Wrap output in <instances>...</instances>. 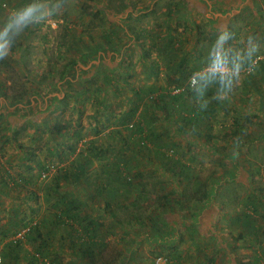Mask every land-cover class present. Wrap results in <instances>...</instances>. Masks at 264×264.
Segmentation results:
<instances>
[{"label": "rangeland", "instance_id": "374dc122", "mask_svg": "<svg viewBox=\"0 0 264 264\" xmlns=\"http://www.w3.org/2000/svg\"><path fill=\"white\" fill-rule=\"evenodd\" d=\"M20 1L0 0V3H5L0 9V22L10 9L21 6L18 4ZM111 1L119 0H62L59 12H54L46 22L26 28L12 45L13 51L9 53L8 58L16 68L11 78L15 83L26 85L28 93L24 100L25 104L30 101L33 94L43 91L42 95L39 94L42 108L45 95L56 89V85L63 86L58 84L60 73L66 71L69 62L78 58L79 53L86 56L85 61L80 63L84 66V72L76 68V71L70 75L77 76L76 82L66 84L59 90V94L64 91L69 93L68 96L66 95L63 100L58 97L51 99L50 102L54 104L49 111L43 110L39 113L38 104L33 109L25 111L26 116L38 112L36 122H34L35 117L32 118L33 120L22 121L12 116L10 120L6 117L0 119V173L4 172L11 176L9 181L11 186H7L6 189L9 190L10 187L17 190L13 196H18L16 199L18 210L24 211L23 214L28 218L34 220L39 218L42 210L40 208L38 211V204L43 202L40 193L50 185L59 169L62 170L64 162H73L76 157V154L69 153L66 142L73 144L77 137L81 136L76 143L78 148L76 152L81 149L89 153V148L100 147L102 149H96L98 151L96 154L104 157V160L117 156L131 160L129 186L132 200L125 210L117 211V216L124 219L127 225L124 224V229H117L115 238L110 239L109 243L106 241L105 250L94 264H155V259L159 256L169 257L172 264H264V234L254 237L251 231H247L244 239L240 240L245 247L236 251L232 249L235 252L231 249H223V240L220 239L221 241H218L221 246L215 243L208 247L212 249L211 254L206 252L203 255V250L198 249V241L203 238L201 237L203 232L195 234L193 237L198 236L194 240L190 239L191 242H185L186 235L192 236L196 228L172 224L176 217L186 219L191 218L192 216L189 215L192 213L197 215L202 205L201 201L204 199L202 198L204 192L208 188L212 193L220 177L217 174L221 171L223 176H226L223 183L230 184V190H236L235 194L238 198L235 204L238 206L242 204L241 211H246L252 217L251 221L264 223V216L261 213L264 208L260 212L257 209L258 206L264 207L262 203L264 201L262 197L264 193V72L257 70L247 73L246 69L254 55L251 59L245 57L241 63L239 76L233 79L232 89L227 92V99L216 98L221 94L218 82L209 84L205 89L204 98L199 104L207 101V104L216 107V111L212 112L209 121L197 126L199 133L196 135L191 131L184 134L177 132L173 129L176 126L169 122L167 115L165 116L150 98L143 96L140 100L133 96V91L155 86L158 93L165 95L175 85L180 84V81L184 82L183 79L193 74H197L200 79L213 72L210 67L215 57L222 52L225 55L230 44L227 41L221 50L216 45L218 34L211 28L208 29L202 18L201 21L195 22L192 15H189L191 20L189 23L180 19L185 18L186 13L193 12L191 10L196 9L195 7L188 9L186 6L187 12L182 13L175 27H172L167 23L169 16L166 15V7H168L166 0L162 2L129 0L128 9L120 14L113 12ZM96 12L98 14L94 15ZM193 16L199 18L198 14ZM89 20H92L93 24L103 23L95 29L98 33L113 30L116 35L121 36V46L124 44L133 46V51L128 52L131 58L129 61L136 60L131 69L123 68L122 65L117 64L120 61L114 59L109 58L105 65L102 62L103 57L84 54L93 47L86 36L88 31H94L89 25ZM53 22L55 24H52ZM230 23L226 25L229 27ZM121 25L138 29L139 39L137 41L131 39L129 31L125 29L120 33ZM195 26L199 27L195 29ZM174 28H177V31L172 33ZM231 33L237 35L232 29ZM244 36L243 32L241 38ZM244 38L245 45L249 46V35ZM140 42L147 47L162 44L168 47L177 44V53L164 54L169 58L174 56L171 63L162 68L152 66L150 76L153 77H148V70L140 61L139 51L135 49L140 46ZM97 43L109 44L103 39L97 40ZM202 43H205L209 49V66L203 70L204 68L196 69L187 65L184 70L185 78L174 79L179 80L178 83H173L172 79L168 80L166 77L173 72L175 62L179 57L185 56L186 52H192L193 62L198 59L199 52H202L200 58L204 55L205 51L200 47ZM246 46H241V50L234 47V56L237 52H246ZM261 55H264V52L256 56ZM94 58L96 61H92ZM150 61L153 63L155 59L150 56L148 62L151 63ZM191 69L194 71H190ZM104 74L107 79L103 77ZM183 74L181 72V76ZM35 78L47 82L50 88L44 89L45 86L38 85ZM148 80L155 83H146ZM185 98L188 101L189 97ZM55 122L65 124L68 128L61 133H52L51 126ZM137 123L145 124L149 130L153 129L152 133L156 134L158 144L161 146L165 144L166 148L163 147L160 151L151 148L150 144L151 149L147 153L146 150L137 147V134L133 127ZM224 130L225 133H222ZM233 131H236V134ZM210 132L213 138L206 136ZM58 150H61V154L66 150V154L56 155L55 152ZM31 151L34 152V156H29ZM90 154L93 155L91 152ZM94 164V167H99L96 165H100L101 161H95ZM47 168L52 170L47 178H42L41 173ZM142 185L144 189L141 191ZM251 193L260 194L262 202L258 204V198L246 199L245 195L250 196ZM187 198H192V201L186 203ZM134 203L139 204L141 209L134 206ZM1 204L8 206L5 200H2ZM184 204L194 207L185 211L186 206L182 208ZM101 212L106 214L104 210ZM107 214L115 219L109 212ZM218 214L224 218L222 211ZM136 215L140 217V221L147 220L151 215L152 219L148 220L151 226L157 224L160 225L159 228L152 230L142 229L143 226L137 228L132 222ZM165 218L166 226L160 223ZM219 222L223 223L225 220L211 222L215 226L213 230H217L213 234L224 237L227 243H231L230 234L226 231L227 235H225L220 231L224 228V224L218 227ZM184 228L185 232L182 231ZM174 235L177 239L173 238L171 241ZM26 245H24L26 250L24 258H28L27 252L35 251L31 245ZM53 246L54 248L49 247L52 251L56 250L55 242ZM195 246L198 247L196 251H194ZM51 253L54 255V252ZM55 260L57 264H89L88 260L73 259L70 254L57 255ZM0 264H26V259L22 263L21 261L14 263L1 258Z\"/></svg>", "mask_w": 264, "mask_h": 264}, {"label": "crops", "instance_id": "0c3cea01", "mask_svg": "<svg viewBox=\"0 0 264 264\" xmlns=\"http://www.w3.org/2000/svg\"><path fill=\"white\" fill-rule=\"evenodd\" d=\"M162 1L163 0H160V2ZM166 1H168L167 2L168 7H166V15L169 16V21H167V23L171 25L172 27H175V24L179 20V17L182 15V13L187 12V8L191 9L195 7L196 9L191 10L193 12H191L190 14L186 13L184 16L185 18L181 17L180 19L183 20L184 22L189 23L191 21L189 20V15H192V19L195 22L201 21V18H202L205 22V25L208 26V29L211 28L212 30L216 31L217 34H219V31H222L224 29H226L229 33H231V29H232L234 34L236 33L237 35L235 36L233 35V33H231V39L228 40V43L230 44L231 48L229 47L227 53L234 52L233 51L234 47L238 48V50H241V46L243 45L246 46L245 38H244L246 35H249V37H252L251 43L248 42L249 46H246V50L252 46H255L257 48V51L253 54L254 56L258 55L260 52L261 53L264 52V0H166ZM194 14H198L199 18L196 19L193 16ZM226 23L228 25L230 23V26L228 27ZM198 27L195 26V29H197ZM176 29L177 28H174L172 30V33L173 31H177ZM243 32L245 36L241 38V36H243ZM27 36H30V35H27ZM86 36L88 39V35ZM88 41L90 42L89 39ZM102 46L103 47L93 46L91 50L89 49V51H87L86 53L84 52V54H92L91 56L99 55V57H103L104 61L102 62L105 65L107 64V60L109 58L114 59L116 61H120L117 64L122 65L123 68H126L127 70L131 69L133 64L136 63V60H133L132 62L129 61V59L131 58L128 52L133 51L132 49L133 46H128L124 44L120 46L119 48H115V49L112 46H108V45H102ZM177 46H178L177 44L175 46L173 44V45L166 47V45L162 44L161 46H154L153 48L150 47V49H148L147 46H146L147 48L145 49L141 46L137 48L134 47V48L139 51L140 61L143 63V65L148 70L147 76L153 77V76H150L151 74L150 68L152 66L154 67L156 66L159 68L167 67V65L171 63L172 58L174 56L172 58H169V57H166L164 54L166 53L176 54ZM200 47L205 51L204 55L201 58H200V53L202 52H199L198 59H196L193 62L194 57L192 55V52L191 51L186 52L185 56H181L178 58V60L174 64L173 72L166 78H168V80L172 78H175V79L178 78L179 77L178 70H182V68L184 67H185L184 69H186L187 65L190 67H195L196 69L204 68L203 70H205V68L209 66V63H210L209 56H208L209 49L205 45V43L200 44ZM144 51H146V53ZM148 53L149 55H147ZM150 56L152 57V59H155V62L153 63L151 61H150L151 63L148 62V57ZM85 57H86L85 55L82 57V55L79 53L78 58L74 59L76 60V63L72 66L70 65L67 67L66 71L64 72V75L60 78V81L58 82V84H63V86L59 87L58 85H56L57 86L56 89H52V92L50 94L47 93L45 95L43 108L40 107V102H39L40 101L39 94L42 95L43 91L42 93L33 94L30 97L29 99L30 101L28 104L17 103L14 105H10L4 99V97L0 95V113L4 114V116H6L7 119H9L12 116V117H17L18 119H20V121H22V120L30 119V118L37 116V115L36 116H33V115L26 116L25 114L26 110L29 111L33 109L36 106V104H38V107H40L39 112L43 110L49 111L51 106H53L54 104L50 102L51 99L54 100L56 99V97H58L59 99L63 100L66 95L68 96L69 93L68 92L66 93L64 91L62 92V94H59V90H61L60 88L65 87L66 84H73L76 82L77 76H74V77L70 76L72 75L74 71H76V68H80L81 72H84L85 70L83 68L84 66H82L80 63L85 59ZM258 58L264 59V55H261ZM92 61H96L95 58L92 59ZM214 64L215 63H212V65ZM77 75L79 74L77 73ZM129 75L130 74H128V76ZM35 80L38 82V85L45 86L44 89L50 88V84H46L47 82L41 80L40 78L38 79L35 78ZM146 83L151 84L155 82L153 81L149 82L148 80ZM34 84H37V83L34 82ZM225 131L226 130H224V132L222 133H225ZM91 161L93 165H95L94 164L95 161L98 162L94 158H91ZM70 164L71 163L68 161L64 162L63 164L64 167L62 166L64 172L60 175V180H59L61 194L64 195V199H65L64 205L72 203V205H74L75 207H78L77 209H78L79 214L86 217L87 219H90L91 221H94L92 224H86L84 221H82V224L87 225V227H89L90 229H95L97 233L99 232L102 233L105 241H108L109 243L110 239L115 238L116 230L124 229L125 228L124 224L127 225L124 219H121L117 216V211L125 210V207L129 203V201L132 200V198H128L130 197L128 195L129 193H127L121 188L119 190L110 188L108 190L99 192L97 188H95L93 184H91L90 181H88L87 177H85L84 175L79 177L78 175H76V173H73L72 175L67 174L65 170L68 168ZM217 175L220 176L219 177L220 183L218 180V184H216L215 188L212 189V193L210 192L208 188L206 189V191L203 194L204 199L203 201H201L202 205L200 206V210L197 213V215L195 216L194 213H192V215L191 214L189 215L192 217L191 218L188 217L186 219H182L180 217L178 219L176 217L173 219L174 222H172L173 225L176 224V226H179V227L185 225V227L193 226L196 228L192 236L186 235L185 242H189V241L191 242L190 239L192 240L196 239L198 235L196 237H193L195 234H200L202 232L205 233V235L203 233H202V236L200 235L203 238L199 239L198 243L200 245L198 244L199 248L197 247L198 249L203 250V255L206 254V252L211 254L212 249L208 248L209 246H212L215 243H218L221 246V243L218 241L220 239L223 240V247H224L223 249L225 250L233 249L236 251V250H240L241 248L245 247L244 246L245 244L242 243L240 240L244 239L247 231H251L252 236L254 237L256 235L260 236V234H264V223H256L254 221H251L250 219H252V217L249 214H247L246 211L244 212L241 211L242 204H240V202H238L240 204L239 206L235 204V201L238 198V195L235 194L236 190L234 189L230 190L229 188L230 184L225 185L223 183L224 182L223 180L226 179V176H223L222 171L221 173ZM3 180L8 185L0 184V250L2 249L3 245L7 241L13 239V235L10 236L9 234L6 237H1L2 231H6L7 229L12 228L13 224L18 223L21 217L25 215L23 214L24 211L18 210L17 208L19 207V205L17 204V200H16L18 199V196H13L14 193L17 192V190H15V188H10V187H8L9 190L6 189L7 186H11L9 183V181L11 180V176L7 173L1 172L0 182H2ZM233 180H234V177H233ZM239 180H241V178H239ZM40 195H41V199L43 200V202L41 203L42 206L41 204H38V207H39L38 211H40V208L42 210L39 218L46 216L48 214L46 213V215H44V213L47 211V203L45 202V199H44V191H42ZM257 195L256 193L255 194L251 193L250 196L245 195V198L246 199L258 198L259 200L258 204H260L262 202V197H264V193L262 197L259 196L260 194H257ZM2 200H5L8 206H4V205L2 206L1 204ZM67 201H70L71 203ZM188 201H192V198L191 199L187 198L186 203ZM262 203L264 204V201ZM184 206H186L185 211H189L190 208L194 207L192 205L184 204L182 208ZM106 207L108 208V210H106L107 209ZM30 208L31 210H33L32 207ZM262 208L264 207L263 206L257 207L259 212L261 211ZM35 210L36 208H34V211ZM103 210L106 211V214L107 212H109L110 216L113 215L115 219H112L111 217H109L108 214L107 215L105 213L103 214L101 212ZM219 211L223 212L224 218H222L218 214ZM114 212H115V215L113 214ZM261 213L264 216V211H261ZM215 215H216V218H215ZM197 218H198V221H197ZM87 219L84 218V220H87ZM219 219L220 221L222 219L225 220V222L223 223L219 222L218 227H220L221 224H224V228L220 229V231H223L225 235H227L226 231H228V233L230 234L231 241H232L231 243L230 242L227 243V240L224 237L221 238L220 236L213 234L217 232L216 229L213 230L215 228V226L212 224L213 220L217 222ZM143 220H141L142 222H139L138 220H135V219L131 221L136 224L137 228H142L140 226H143L142 229L146 228V229L152 230V229H158L160 226L157 224H152L151 226L148 219L147 220L143 219ZM160 223L161 224L164 223L166 226L167 224L166 218ZM164 224H163V228L165 229ZM73 225L75 228H77L78 231L82 227V225H78L76 222H73ZM44 226H46L45 227L46 230L49 227L54 228V226L48 222H45ZM57 228L62 229L61 231L62 234L58 233L53 239H51L52 242H49V244H51L50 248H54L53 242H55L57 246L55 247L56 250L54 251L50 250V251L54 252L53 254L55 255L64 254V256H67L70 254L73 259L81 260V257H82L81 252L78 251L74 253V251H77V249L75 248L73 250V248L71 247V245L74 246L78 242L77 237H75L76 231H74L75 233L73 232L74 236L72 237L69 233H67V231L65 232V226H60ZM183 230L184 232L186 231L185 228L182 229V231ZM173 238H175L176 240L177 239L176 235H174L171 238V241L173 240ZM39 242H40V239H38L36 243L38 244ZM25 243L28 244L27 242ZM26 244L25 246H27ZM193 245H197V244H193ZM197 248L195 246L194 251H196L195 249ZM178 249L179 248H177V250ZM97 256H98V251H96V257ZM24 259L25 258H23L22 260H19L18 262L21 261L22 263ZM114 259L115 258H113V260Z\"/></svg>", "mask_w": 264, "mask_h": 264}, {"label": "trees", "instance_id": "16d2710c", "mask_svg": "<svg viewBox=\"0 0 264 264\" xmlns=\"http://www.w3.org/2000/svg\"><path fill=\"white\" fill-rule=\"evenodd\" d=\"M29 0H21L19 5H23L25 3H28ZM129 0H119L118 2L111 1L110 6L115 11L116 14H120L123 11L127 10L129 7ZM5 6V3H0V9ZM170 12V10H169ZM94 14V13H93ZM98 12H96L94 15H97ZM92 20H89V25L91 26L94 31H88L86 35H88V39L90 40V43L93 46L96 47H103L101 43H97V40L103 39V41H107L109 44L108 46H112L114 49L119 48L121 46L122 38L121 36L116 35L115 31H103L102 33H98L95 31L97 26L103 24H93L91 23ZM124 29L128 30L130 33L131 39H134L137 41L139 39L140 34L139 31L129 28L128 26L124 27L121 25L120 33L124 31ZM98 33V34H97ZM98 36V37H97ZM97 38V39H96ZM102 41V40H101ZM141 47L144 49L146 48L145 44L139 43ZM150 47H153V45L148 46V49ZM13 50H10V53ZM146 53V51H144ZM149 55V53L147 54ZM83 57V56H82ZM226 58L234 57L233 52H229L225 54ZM256 57L259 56H253L251 63L248 65L246 71L247 73H252L254 71L258 72H264V59L260 61L261 58H258L255 60ZM260 61V63H259ZM76 63L75 60H71L67 66L74 65ZM259 63V66H257ZM66 66V67H67ZM230 66V64H229ZM252 70H248V68H251ZM15 66L13 62L8 58V56L4 59H0V95L4 97V99L10 104L14 105L17 103H24L25 98L27 96V88L26 85L15 83L11 75L15 72ZM179 71V77H181L180 80L186 77L185 75V69ZM190 71H194V69H191ZM65 71H62L61 77L64 75ZM181 72L184 73L181 76ZM5 73V74H4ZM195 75V74H193ZM103 77L107 79L108 77L104 74ZM191 76L183 79L184 82L180 81L181 83L178 85H175L174 88H180L184 87V90H182L179 93H169L161 94L158 93V90L155 86H150L148 88L142 87L141 89H137L133 91V96L139 98L140 100L143 99V96H145L147 99L150 98L154 105L164 112V115H167V119L170 120L169 122L174 124L176 126L173 127L175 131H179L180 133L184 134L187 133V131H191L195 133L196 135L199 133V129L197 126L199 124L209 121L211 118L212 112H215L216 107L212 104H207L206 108H201L200 101L204 98L203 96L200 97L198 94L194 91V87H198L201 83V80L197 77V83L194 87H190L188 84H186L187 80ZM175 78H172V82L178 83L179 80H174ZM126 81V80H125ZM106 82H108L106 80ZM218 86L219 83H217ZM173 88V89H174ZM208 88V87H207ZM189 97L188 101L186 100V96ZM209 95V94H208ZM29 102H27L28 104ZM40 113V112H39ZM37 113L33 116H36ZM4 114L0 113V119L5 118ZM36 118V119H35ZM34 118V122L37 121V116ZM30 120H33L30 118ZM131 125L130 127H132ZM135 128L137 138H136V146L140 147V149L146 150L147 153H149V149L157 148L160 151H162V148H166L165 144L162 146L158 144L156 139V134L152 133L153 129L149 130V128L145 124H139L133 126ZM68 126L65 124H61L59 122H55L51 126V132L54 133H61L62 130L67 129ZM172 128V127H171ZM211 131V130H210ZM17 133V132H15ZM234 134H236V131H233ZM210 133H208L206 136L208 138H213L214 136H211ZM79 135V133H77ZM227 133L225 134V136ZM81 138V136L77 137V140L74 141L73 144H68L66 142L67 147L69 149L70 154H76V157L74 158L73 162H70L71 164L68 166V168L65 170L67 174H73L76 173L79 177L84 175L87 177L88 181H90L91 184L99 192L108 190L110 188L114 189H123L130 196L131 190L129 183H131V177L129 175V171L131 170V160L123 159L122 157L117 156L116 158H111L104 160V157H100L98 154H96L98 151L96 149H102V148H89V153H87V150H81L79 149L78 152L76 150L78 149L76 147V143ZM63 144V143H62ZM60 144V145H62ZM150 144L152 145L151 148H149ZM90 146H93L90 144ZM88 149V148H87ZM61 151V150H60ZM59 150L56 151V155L63 156L66 154V150H63L62 154ZM90 152L93 155L90 154ZM34 152H29V156H34ZM59 153V154H58ZM91 158L96 159L98 162L101 161L100 165H96L99 167H94L93 163L91 161ZM104 160V162H103ZM47 168L46 170H48ZM64 172L63 168L62 170L59 169L56 176L51 181L50 185L47 186L46 190L44 191V199L47 203V211L44 213H48L46 216L38 218L36 221H34L33 218H28L27 216L23 215L18 223L13 224L12 228L7 229L6 231H2L1 237H6L8 234L10 236L13 235V238L21 231L25 229L24 234L22 237H19L17 239H12L7 241L2 249L0 250L1 258L4 261H10V262H18L19 260H22L25 256L26 250L24 248L25 242L28 243V245H31L32 248H34V252H27L28 258L26 257V264H57L56 263V256H51L50 251V245L49 242H52L51 239H53L56 234L61 233L62 229H58L57 227L65 226V232L69 233L72 237L73 232L76 231L75 237H77V244L71 245L73 250L76 248L78 252H81V260L85 259L88 260V263H95V260H97L103 250L106 246V241L104 239V236L102 233H97L95 229H90L87 227V225L82 224V221H84L86 224H92L94 221H91L90 219H87L86 217L82 216L78 213V207H75L72 205L70 201H67L71 204H65L64 205V195L61 194L60 186H59V180L60 175ZM141 176V174H138ZM4 185H8L4 180L2 181ZM141 191L144 189V185L141 186ZM131 191V192H130ZM142 194V193H141ZM140 197V196H139ZM137 197V198H139ZM130 198V197H128ZM144 198V197H143ZM142 198V199H143ZM204 198V196H202ZM201 201V199H200ZM109 205V204H108ZM134 206H138V209H141L139 207V204L134 203ZM108 207V206H107ZM126 208V207H125ZM115 215V212L113 213ZM87 219V220H84ZM148 220L152 219V216L147 217ZM135 220L140 221V217L138 215L134 216ZM142 219V218H141ZM48 222L51 225L54 226V228H48L45 229L46 226H44V223ZM73 222H76L78 225H82L81 229L78 231L77 228L74 227ZM117 222V221H116ZM120 222V221H119ZM69 225V226H68ZM8 232V233H7ZM24 239V240H22ZM40 239V242L37 244L36 242ZM25 243V244H24ZM63 245V244H61ZM96 251H98V256L96 257ZM34 254V255H33ZM30 256V257H29ZM40 258H42L40 262ZM59 264V263H58ZM108 264V263H107Z\"/></svg>", "mask_w": 264, "mask_h": 264}, {"label": "clouds", "instance_id": "9594fccd", "mask_svg": "<svg viewBox=\"0 0 264 264\" xmlns=\"http://www.w3.org/2000/svg\"><path fill=\"white\" fill-rule=\"evenodd\" d=\"M61 3L62 0H29L28 3L10 9L3 21L0 22V59L9 55L13 43L24 33L26 28L46 22L54 12H59ZM229 39H231V33L224 29L218 34L216 45L223 50V46ZM251 39L252 37L248 38L249 43H251ZM256 51L257 48L252 46L246 52H237L234 57L230 58H226L222 52L221 55L215 57L216 70L200 77L201 83L198 87H194V91L202 97L209 84L218 82L221 94L216 98L227 99V92L232 89L233 79L239 76L242 60L245 57L251 59ZM195 83L196 81H193L194 85ZM206 107L207 101H204L201 108Z\"/></svg>", "mask_w": 264, "mask_h": 264}, {"label": "built area", "instance_id": "2783aa9c", "mask_svg": "<svg viewBox=\"0 0 264 264\" xmlns=\"http://www.w3.org/2000/svg\"><path fill=\"white\" fill-rule=\"evenodd\" d=\"M52 24H55V22H53ZM210 70L211 71H215L216 70V65H212V67H210ZM248 70H252V67L251 68H248ZM193 81H196L197 83V76L196 75H192L186 82L185 85H189L190 87H194L196 85L193 84ZM182 90H184V87H180V88H174L171 90V93L175 94V93H179L181 92ZM131 126V125H130ZM51 168H49L48 170H44L42 173H41V177L42 178H47L49 173L51 172ZM25 232V229L24 230H21L16 236L15 238L13 239H17L19 237H22V235L24 234ZM42 258H40V262H41ZM0 262H1V255H0ZM155 264H172V261L169 257L167 256H159L155 259Z\"/></svg>", "mask_w": 264, "mask_h": 264}]
</instances>
